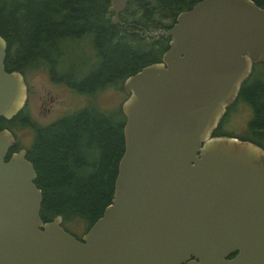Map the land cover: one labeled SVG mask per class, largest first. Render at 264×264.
Here are the masks:
<instances>
[{"label": "water", "instance_id": "obj_1", "mask_svg": "<svg viewBox=\"0 0 264 264\" xmlns=\"http://www.w3.org/2000/svg\"><path fill=\"white\" fill-rule=\"evenodd\" d=\"M128 0H111L112 22ZM159 61L124 81V150L113 195L75 236L40 215L36 170L0 129V264H264V148L212 136L253 64L264 65V5L198 0L168 28ZM0 34V116L26 104L19 70L5 69Z\"/></svg>", "mask_w": 264, "mask_h": 264}, {"label": "trees", "instance_id": "obj_2", "mask_svg": "<svg viewBox=\"0 0 264 264\" xmlns=\"http://www.w3.org/2000/svg\"><path fill=\"white\" fill-rule=\"evenodd\" d=\"M196 1L128 0L118 13L120 21L113 23L111 0H0V34L7 43L5 69L23 74L45 70L53 82L91 96L116 86L127 92L125 99L129 90L123 86L124 79L161 60L169 46V36L150 37L140 32L170 27L177 14ZM253 1L264 5V0ZM84 39L88 40L90 57L66 62V46ZM249 77L241 82L237 97L227 105L211 134H229L221 125L233 105L242 101L252 111L246 133L230 131L229 135L264 148V77ZM123 100L108 108L91 101L43 124L35 123L25 112L27 102L10 120L0 116V129L9 128L15 138L8 155L25 148L33 162L34 182L42 192V219L60 215L63 227L78 238L81 236L72 227H83L85 232L113 195L117 164L124 150ZM20 125L33 130L27 146L17 140L15 130Z\"/></svg>", "mask_w": 264, "mask_h": 264}, {"label": "rangeland", "instance_id": "obj_3", "mask_svg": "<svg viewBox=\"0 0 264 264\" xmlns=\"http://www.w3.org/2000/svg\"><path fill=\"white\" fill-rule=\"evenodd\" d=\"M66 50L68 57L66 62L70 59H85V55L90 57L91 53L87 39L72 42L66 46ZM90 60L91 59H88V61ZM249 76V78L264 77V67L260 64H256L254 68H252ZM24 77L28 87L27 105L25 104L26 107L24 105L25 112L30 114L35 123L39 124L49 122L59 117L64 112L86 106L91 101L105 108L116 104L120 105V102L125 97V93H127L126 91L124 93L121 92L122 90L116 89V86H109L102 89L100 92L98 91L94 96H89L75 90L73 91L61 83L53 82L45 70H27ZM251 115L252 111L248 105L242 101L235 103L233 109H231L221 125V128L226 130L223 132L229 134L233 132L237 135L245 134ZM15 133L17 135V140L24 146L30 144L33 138V130L31 127L17 126ZM72 228L79 236L84 232L83 227Z\"/></svg>", "mask_w": 264, "mask_h": 264}, {"label": "flooded vegetation", "instance_id": "obj_4", "mask_svg": "<svg viewBox=\"0 0 264 264\" xmlns=\"http://www.w3.org/2000/svg\"><path fill=\"white\" fill-rule=\"evenodd\" d=\"M113 14V13H112ZM113 23H116V22H113ZM74 91V90H73ZM80 93V92H79ZM89 96H91V95H89Z\"/></svg>", "mask_w": 264, "mask_h": 264}]
</instances>
